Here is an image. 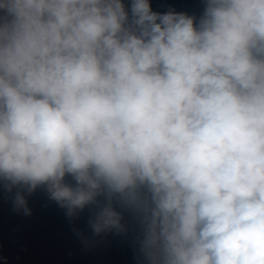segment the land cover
Returning a JSON list of instances; mask_svg holds the SVG:
<instances>
[{"label": "clouds", "instance_id": "obj_1", "mask_svg": "<svg viewBox=\"0 0 264 264\" xmlns=\"http://www.w3.org/2000/svg\"><path fill=\"white\" fill-rule=\"evenodd\" d=\"M41 188L140 264H264V0H0V190Z\"/></svg>", "mask_w": 264, "mask_h": 264}]
</instances>
